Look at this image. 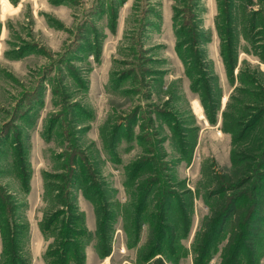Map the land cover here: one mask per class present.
<instances>
[{"label":"rangeland","instance_id":"rangeland-1","mask_svg":"<svg viewBox=\"0 0 264 264\" xmlns=\"http://www.w3.org/2000/svg\"><path fill=\"white\" fill-rule=\"evenodd\" d=\"M259 186L264 0H0V264H221Z\"/></svg>","mask_w":264,"mask_h":264},{"label":"trees","instance_id":"trees-1","mask_svg":"<svg viewBox=\"0 0 264 264\" xmlns=\"http://www.w3.org/2000/svg\"><path fill=\"white\" fill-rule=\"evenodd\" d=\"M176 34L178 38L181 37L179 30L178 32L176 31ZM223 58L228 68V60L225 54ZM229 68H231V66ZM246 161H247L246 168L235 170L232 176H230V180L233 183L237 182V184L234 186H225V188L219 189L217 194L224 193L225 191L228 190L231 192H233L234 190H240L253 179L252 173H255L254 172L255 168L251 167L249 163L255 162L256 160L246 156ZM258 163L260 162L258 161ZM90 187L93 191L96 188L95 185ZM24 190L26 192L27 191L29 192V188H25ZM252 193L253 195L250 198L251 200L246 203V206L242 208L241 206H238V208H236L237 204L240 203L242 199H244L243 194L237 193L233 196L232 200L229 201L228 205L224 210L222 209L225 206L226 203L225 200L221 201V203L217 205L214 214H212V218H211L212 222L209 223L208 225L210 227L209 236H211L212 238L216 236L214 240H217V238L220 237V234L223 232L224 225L229 219H232V225L230 228L227 245L224 248L223 261L221 264H233L234 262H237L238 259L241 258V256L245 255V253L246 255H248V262L250 264H253L256 257L259 254V252L256 249V242L260 239L261 235L264 233V229H263L264 187L261 186H259V188L256 187ZM67 207H68V203H67ZM221 210L223 211L221 213L222 216L219 220H216ZM96 212L100 216L99 211ZM58 218H59V214H57L56 216H54V218L51 219L50 224L57 221ZM50 224L49 226L46 224L43 225L41 224V228L45 233L50 232L51 230ZM149 234L150 237L148 240V245L149 244L154 245L155 239L157 240L158 238L155 237V232H149ZM210 240L211 239L206 237L204 239L205 241L203 243L204 245L200 246L201 258L202 257L206 258L207 256H209V252H210L209 248L212 245V242ZM63 248L65 249V246ZM70 253H71L70 249L66 250L65 258H64L65 260L68 258V255ZM104 256H108V254L107 255L104 254ZM147 256H149V259L155 258L157 256V250H152L151 252H147ZM198 263L202 264V261ZM152 264H166V263L162 258H158L154 260Z\"/></svg>","mask_w":264,"mask_h":264},{"label":"crops","instance_id":"crops-1","mask_svg":"<svg viewBox=\"0 0 264 264\" xmlns=\"http://www.w3.org/2000/svg\"><path fill=\"white\" fill-rule=\"evenodd\" d=\"M35 236H36V233H35ZM41 238H43V236L41 235V237H38V239H37V237H36V242H39V240L41 239Z\"/></svg>","mask_w":264,"mask_h":264}]
</instances>
